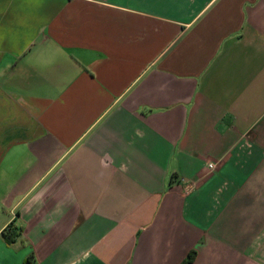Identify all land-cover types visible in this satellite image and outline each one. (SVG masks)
I'll return each mask as SVG.
<instances>
[{"label":"crops","instance_id":"0c3cea01","mask_svg":"<svg viewBox=\"0 0 264 264\" xmlns=\"http://www.w3.org/2000/svg\"><path fill=\"white\" fill-rule=\"evenodd\" d=\"M191 251L264 264V0H0V264Z\"/></svg>","mask_w":264,"mask_h":264},{"label":"trees","instance_id":"16d2710c","mask_svg":"<svg viewBox=\"0 0 264 264\" xmlns=\"http://www.w3.org/2000/svg\"><path fill=\"white\" fill-rule=\"evenodd\" d=\"M22 232V227L14 225L13 222L9 223L2 231L1 235L5 242L8 244L14 243ZM194 257V251L188 253L187 257L180 264H190ZM27 262L30 264V257L27 258Z\"/></svg>","mask_w":264,"mask_h":264},{"label":"built area","instance_id":"2783aa9c","mask_svg":"<svg viewBox=\"0 0 264 264\" xmlns=\"http://www.w3.org/2000/svg\"><path fill=\"white\" fill-rule=\"evenodd\" d=\"M207 167H208L209 173H212V172H214L216 170L217 164L215 162H210V163L207 164ZM192 187H193L192 185H187L185 187V191L186 192L191 191Z\"/></svg>","mask_w":264,"mask_h":264}]
</instances>
